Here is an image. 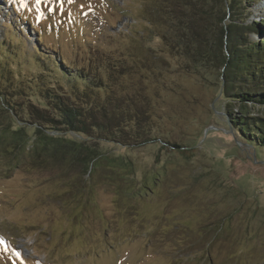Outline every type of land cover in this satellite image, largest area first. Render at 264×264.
I'll use <instances>...</instances> for the list:
<instances>
[{
    "label": "rangeland",
    "instance_id": "rangeland-1",
    "mask_svg": "<svg viewBox=\"0 0 264 264\" xmlns=\"http://www.w3.org/2000/svg\"><path fill=\"white\" fill-rule=\"evenodd\" d=\"M259 8L264 0L251 6L255 20ZM0 9V39L8 18L26 41L0 46L2 88L13 70L25 76L39 65L24 54L38 37L103 77L106 58L139 49L143 34L156 60L108 82L113 96H132L152 120L153 138L142 145L99 143L130 168L104 161L88 176L62 162L34 168L28 148L15 160L11 146L2 148L10 155H0V264H264V153L232 133L221 82L203 79L148 31L143 0H0ZM18 83L34 87L24 78L11 86ZM6 125L33 133L0 107Z\"/></svg>",
    "mask_w": 264,
    "mask_h": 264
},
{
    "label": "trees",
    "instance_id": "trees-1",
    "mask_svg": "<svg viewBox=\"0 0 264 264\" xmlns=\"http://www.w3.org/2000/svg\"><path fill=\"white\" fill-rule=\"evenodd\" d=\"M257 1L143 0L139 19L151 25L148 31L170 48L171 55H184L194 70L204 73L203 79L221 82L232 133L264 153V13L259 8L255 20L250 11ZM12 12L20 18L15 8ZM17 24L13 19L4 20L0 46L14 48L15 41L26 44ZM146 35H140L145 46L140 43L134 51L127 46L118 50L117 58H106L105 77L90 61L65 62L59 49L47 47L40 37L35 39L24 54L28 59L33 53L39 65L34 61V68L25 76L13 70L6 87H0L3 115L17 116L32 125L33 133L29 135L22 127H0V155L9 154L2 151L9 145L13 149L9 155L15 160L17 152L28 148L29 163L34 168L62 162L60 169L65 165L82 166L86 176L104 161L130 168L129 160L103 152L98 146L102 142L137 146L153 138L152 120L144 107L132 96H113L108 84L116 74L128 71V66L140 69L156 61ZM128 60L131 64L126 65ZM14 78H24L34 86L32 91H26L20 83L11 86ZM250 109L259 113L251 115ZM172 146L185 151L180 145Z\"/></svg>",
    "mask_w": 264,
    "mask_h": 264
},
{
    "label": "snow or ice",
    "instance_id": "snow-or-ice-1",
    "mask_svg": "<svg viewBox=\"0 0 264 264\" xmlns=\"http://www.w3.org/2000/svg\"><path fill=\"white\" fill-rule=\"evenodd\" d=\"M36 2H37V3H40V2H41V0H36Z\"/></svg>",
    "mask_w": 264,
    "mask_h": 264
},
{
    "label": "water",
    "instance_id": "water-1",
    "mask_svg": "<svg viewBox=\"0 0 264 264\" xmlns=\"http://www.w3.org/2000/svg\"><path fill=\"white\" fill-rule=\"evenodd\" d=\"M235 136V135H234ZM236 141H237V139H235ZM242 142V141H241ZM243 143V142H242ZM244 144V143H243ZM244 145H247V144H244ZM247 146H249V145H247ZM250 147V146H249Z\"/></svg>",
    "mask_w": 264,
    "mask_h": 264
}]
</instances>
